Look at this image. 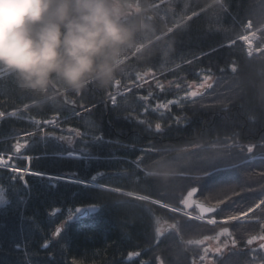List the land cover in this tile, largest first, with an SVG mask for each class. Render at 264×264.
<instances>
[{"label": "trees", "instance_id": "16d2710c", "mask_svg": "<svg viewBox=\"0 0 264 264\" xmlns=\"http://www.w3.org/2000/svg\"><path fill=\"white\" fill-rule=\"evenodd\" d=\"M177 2L182 8L185 0H177ZM188 2L195 5L203 4L204 0H188ZM132 3L134 5H145L146 3L149 16L154 18V24L167 28V24L160 16L161 10L154 7L156 0H132ZM225 5L228 12L222 13L218 21H213L210 25L209 18L202 17L200 20L190 23L188 28L183 29L178 37L174 38V55L169 58L167 67L163 69L167 80H173L172 70L175 69L176 64H181L187 69V72L194 70L183 64L182 56L188 55V58H192V53L200 55L201 51H210L209 45L219 47L221 44L226 45L231 39L236 40L234 47H225L219 55L204 60L203 65L213 67L216 83L212 93L202 101L208 107L199 108L195 113L191 107L181 112V115L186 117L187 123L173 124V130L161 136L150 135L146 126H138L135 119L130 118L135 115L133 111L135 105L125 106L123 97H119L120 106L114 109L111 102L107 100L106 92L99 93L91 88L86 91L85 101H82L90 100L96 103L97 107L90 113L81 111V116H75L71 106L64 103L60 107H46L43 110H38L31 106V101L17 95L11 77L0 72V80L3 81L0 82V85H11V87L3 88V92L0 93V100L5 102L2 110L11 112L17 108L23 109L24 104L30 106L29 112L21 111L18 117L5 118L0 121V151L7 153L16 139L20 138L22 144L24 141H28V146L24 147L21 155L33 157L30 165L33 170L50 174L78 172L82 177L102 171L115 177V179L103 182L118 184L126 190L141 192L145 190V186L137 185L136 177L133 174L138 170L129 171L128 169L130 162L141 154L139 147H142V132L147 133L149 140L157 148L183 147L188 140L195 139L201 134L211 140H215L217 137L224 140L226 136H234L237 146L233 149L232 159L230 162L222 164L220 168L237 165L246 158L256 156L263 150L259 147L260 144L264 143L262 140L264 138V105L259 99V86L264 81V76L261 75L264 58L256 55V52H253L252 57L247 56L246 45L240 41L239 35L243 34L241 27L243 22L252 19L255 23L256 16L259 10L264 7V3L262 0H225ZM172 19L169 14V23ZM251 39L254 46L264 43V37L259 32ZM233 62H235L236 72L232 71ZM153 63L159 70L164 64V60L157 58ZM220 69H224V71H220ZM129 71L130 73L137 71L134 63ZM177 74L184 76L187 73L178 72ZM124 83L127 84L129 81L124 78ZM147 90L148 85H145L135 91L137 95H146ZM214 93H219L222 98H220V102L213 105L208 99ZM156 94L160 95L161 99L165 98L158 91ZM167 98L170 99L172 96L168 95ZM133 99L135 98L129 96V100ZM154 103L155 101H153ZM76 110L79 111V108ZM55 116L59 120V126L53 129L51 125H41L44 129L43 133L30 122L31 118L51 120ZM149 119L153 124L156 122V116L149 117ZM69 127L86 133L88 141H91L94 136L103 135L105 143L103 145L90 143L88 153L91 158L87 160L60 158L53 155L54 146H60L67 151L75 150L77 154L80 153V149L84 146V141L80 138H76L78 143L74 142L69 145L65 141L44 135L51 131L60 135L63 129V134L67 136ZM179 130L183 135L176 141L174 140L176 136H173L172 132ZM27 131H35L36 135L25 136ZM163 138L166 140L165 142ZM108 140H118L121 146L108 144ZM231 142L229 141V143ZM250 143L256 145L253 154L246 151ZM133 144L134 148L123 147V145ZM241 147L244 148L243 152H241ZM113 152L121 159L113 160L110 156ZM64 155L66 156L67 152ZM154 159H159V156H154ZM14 162L19 166L25 165L22 160ZM153 162V159H146L141 168L152 165ZM122 167L125 172L119 175L118 171ZM230 170L232 168L227 171ZM0 175L5 178L4 183L7 184L6 178L11 173L4 171ZM193 175L195 174L193 173ZM25 179L29 188L25 189L22 183L17 182V191L6 193L8 203L0 206V264L23 262L26 253L33 264H39V262L50 258L59 264H65L66 260L69 264L72 260H75L77 264H117V262L130 264L125 262L128 253L141 250L147 252V261H151L155 253L149 249L148 240L150 236H154L156 220L161 219L163 222L170 223L169 217L173 215L157 206L145 205L144 211L138 212L136 218H132L125 210L110 207L116 203L115 194H105L106 197L110 195L111 198L96 199L97 190L82 189L75 184L52 182L38 176H26ZM254 187L259 189V185H254ZM251 195L253 194L249 193V196ZM88 199L93 203L109 206H106L100 214H90L79 220H74L68 226L62 240L55 241L47 251H41L40 247L45 237L47 236L50 240L55 227L64 218L60 215L50 217V213L55 208H60L66 213L69 208ZM235 225L238 227H234ZM256 228L257 226L251 221L231 225V229L234 232L237 231L238 234L244 231L251 232ZM202 229L205 228L194 229L188 235H195ZM14 244L21 245L20 249H16ZM161 247L164 249V255L175 262V256L167 251V243Z\"/></svg>", "mask_w": 264, "mask_h": 264}, {"label": "snow or ice", "instance_id": "6c2138e0", "mask_svg": "<svg viewBox=\"0 0 264 264\" xmlns=\"http://www.w3.org/2000/svg\"><path fill=\"white\" fill-rule=\"evenodd\" d=\"M154 7L161 10L160 16L167 24L166 35L170 43H173L174 38H177L183 29L188 28L190 23L207 16L211 25L213 21L219 20L222 13L228 12L225 0H204L203 4L195 5L185 0L182 8L177 0H156ZM169 14L173 18L171 23L168 20ZM241 27L243 34L239 35V39L247 45V56L252 57L253 52H256L264 58V43L254 46L250 39V36L255 37L257 32L264 37V7L259 10L255 23L252 19H248L242 23ZM235 45L236 40L231 39L226 45L221 44L219 47L209 45L210 51H201L200 55L192 53V58H188V55L182 56L183 64L194 70L187 72L181 64H176L175 69L172 70L174 79L167 80L163 69L167 67L169 58L174 55L173 50L170 55L165 56L164 64L159 70L154 63H151L144 70L127 74L124 78L129 83L125 84L124 78L118 80L106 92L107 100L115 109L120 106L118 98L123 97L125 106L135 105L133 109L135 115L130 118L135 119L138 126H146L150 135H164L173 130V124L181 125L188 122L181 112L191 107L195 113L199 108L208 107L202 101L212 93L216 76L213 67L203 65V62L222 53L225 47L232 48ZM232 71L236 72L235 62L232 64ZM178 72L187 74L179 76ZM261 75L264 76V68L261 70ZM0 82L3 81L0 80ZM145 85H148L147 94L137 95L135 90ZM5 87H11V85H0V93ZM157 91L165 98L161 99V96L156 94ZM168 95L172 98H167ZM129 96L135 99L129 100ZM85 99L86 92L79 96L67 97L63 103L71 106L75 116H81V111L90 113L97 107L96 103L90 100L82 102ZM259 99L264 105V81L259 86ZM153 101H155L154 104ZM4 103L0 100V121L18 117L21 111H30V106L24 104L23 109L17 108L6 112L2 110ZM77 108L79 111L76 110ZM152 116H156L154 124L149 119ZM30 122L41 133L44 132L41 125H51L53 129L59 126V120L55 117L51 120L31 118ZM67 131V136L63 134V129L60 135H56L54 131L44 133L45 137L65 141L69 145L78 143L76 138L84 141L79 154L75 150L67 151L60 146H54L52 154L60 158L87 160L91 158L88 153L90 143L96 145L105 143L103 135L94 136L91 141H88L87 134L77 128L69 127ZM35 135V131L25 132V136L28 137ZM229 141L232 142L229 143ZM107 143L121 146L118 140H108ZM27 146L28 141L22 144L21 139L17 138L7 153L0 151V174L4 171L11 173L6 178L7 184L4 183L5 178L0 175V205L8 203L6 193L17 191V182L22 183L25 189L29 188L25 179L27 175L39 176L57 183L75 184L82 189L97 190L96 199L111 198L110 195L106 197L105 194H115L116 203L110 207L123 209L132 218H136L138 212H143L145 205L158 206L173 214L169 217L171 222L166 224L167 234L165 229L159 226L160 220H156L154 236H150L148 240L149 249L155 254L151 261H141V264H264V158L261 162V171L258 173L260 178L257 182L258 190L253 184L247 182L251 179V175L247 176L244 182L237 180L234 175L236 172L246 171L251 166L249 163L251 157L244 159V163L240 167H234L232 172L221 173L220 166L231 161L233 149L237 146L234 136H226L224 140L219 137L211 140L201 134L195 139L188 140L185 146L179 148H157L149 142L140 149L141 154L130 162L128 169L129 171L138 170L133 174L136 177V184L145 186L142 192L126 190L118 184L103 182L115 177L102 171L83 177L78 172L50 174L36 171L30 167L33 159L31 156L24 157L28 166L20 167L14 161L22 148ZM123 147L134 148L135 145H123ZM255 147L256 145L250 143L246 148L247 153L253 154ZM259 147L264 149V143H261ZM243 151L244 148L241 147V152ZM65 152H67L66 156ZM110 156L113 160L121 159L115 152ZM154 156H159V159H154ZM146 159H153V164L141 168ZM193 173L195 175H192ZM234 180L235 183H233ZM249 193L253 195L249 196ZM106 206L109 205L93 203L88 199L69 208L66 213L60 208H55L51 215L53 217L60 215L64 218L55 227L52 238L59 242L66 235L71 222L90 214H100ZM249 221L257 226L251 232L244 231L238 234L231 229L233 222ZM200 227H204L206 231L188 235ZM166 243L167 251L175 256V262L164 255V249L161 246ZM50 246L46 236L41 249L47 251ZM14 247L20 249L21 245L14 244ZM140 255L141 252H129L128 259L131 260ZM18 264H33V261L26 253L24 261ZM39 264H59V262H54L50 258ZM65 264L69 262L66 260ZM71 264H77V262L72 260Z\"/></svg>", "mask_w": 264, "mask_h": 264}, {"label": "clouds", "instance_id": "9594fccd", "mask_svg": "<svg viewBox=\"0 0 264 264\" xmlns=\"http://www.w3.org/2000/svg\"><path fill=\"white\" fill-rule=\"evenodd\" d=\"M153 21L132 0H0V72L38 110L105 93L174 50Z\"/></svg>", "mask_w": 264, "mask_h": 264}, {"label": "rangeland", "instance_id": "374dc122", "mask_svg": "<svg viewBox=\"0 0 264 264\" xmlns=\"http://www.w3.org/2000/svg\"><path fill=\"white\" fill-rule=\"evenodd\" d=\"M250 39H251V36H250ZM240 41H242V40H240ZM220 98H222V97H221V95L219 93H214V95L213 96L211 95L208 100H211V103L214 105V104H217L218 102H220V100H221ZM262 158H264V149L261 152L257 153L256 156L254 155V156L251 157V159L249 160V163H250L251 166L249 168H247L246 171H240V172L234 173L236 179L241 181V182H244L245 178L247 176L251 175V179H248L247 182L258 186L259 184L257 182L260 179L258 173L261 171ZM243 163H244V161L241 162L240 164H237V165L228 166V167H221L220 168V172L224 173V171H225V173H230V172H232V170L227 171L228 169H230V168L233 169L234 167H240V165H242ZM235 182L236 181L234 180L233 183H235ZM159 220H161V219H159ZM164 224H167V223L163 222L161 220L159 226L163 228ZM156 226L157 225H155V227Z\"/></svg>", "mask_w": 264, "mask_h": 264}, {"label": "flooded vegetation", "instance_id": "af4514ba", "mask_svg": "<svg viewBox=\"0 0 264 264\" xmlns=\"http://www.w3.org/2000/svg\"><path fill=\"white\" fill-rule=\"evenodd\" d=\"M172 135L176 136L174 140L178 141L179 138L182 137L183 133H182V131L179 130V131L172 132ZM141 136H142L141 138H142L143 141H142V147H139V149L143 148L145 145H147L149 142H151L149 140V136L147 135L146 132H142ZM163 140H164V142L166 141L164 138H163ZM174 140H172V141H174ZM160 142H162V141L160 140ZM135 159H136V157H135ZM121 169L118 171L119 175H121V174H123L125 172L123 167ZM197 223H200V222H197ZM242 223H244V222H234L233 224H238L239 225V224H242ZM234 227H238V226L235 225ZM205 230L206 229H202L201 232H203ZM138 252H141V255L139 257H133L131 260H129L128 259V255H127V258L125 259V262L126 263H130V264H141V261L148 262L147 261V256H146L147 252L145 250H141V251H138ZM189 257H190V254H189Z\"/></svg>", "mask_w": 264, "mask_h": 264}, {"label": "water", "instance_id": "95a60500", "mask_svg": "<svg viewBox=\"0 0 264 264\" xmlns=\"http://www.w3.org/2000/svg\"><path fill=\"white\" fill-rule=\"evenodd\" d=\"M245 50H246V52H247V47L245 48ZM256 55H259V53H256ZM55 118H57V116H55ZM23 149H24V148H22V150H23ZM22 150H21V152H22ZM21 152H20V153H21ZM20 153H19V154H20ZM19 154H18V155H19ZM51 213H52V212H51ZM51 213H50V217H53V216L51 215ZM84 217H86V216H84ZM84 217H82V218H84ZM163 228L165 229V232L168 231V229H167V227H166V224L163 225ZM55 241H56V240L53 239L52 236H51L50 244H53ZM40 250H41V251H45V250H42L41 247H40Z\"/></svg>", "mask_w": 264, "mask_h": 264}, {"label": "built area", "instance_id": "2783aa9c", "mask_svg": "<svg viewBox=\"0 0 264 264\" xmlns=\"http://www.w3.org/2000/svg\"><path fill=\"white\" fill-rule=\"evenodd\" d=\"M24 159V157H21V156H17V159ZM26 161V160H25ZM26 166H28V164H27V161H26Z\"/></svg>", "mask_w": 264, "mask_h": 264}]
</instances>
